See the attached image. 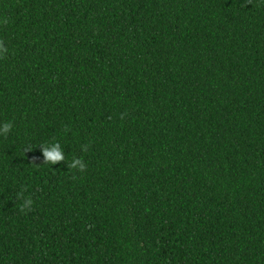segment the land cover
<instances>
[{
    "label": "trees",
    "instance_id": "1",
    "mask_svg": "<svg viewBox=\"0 0 264 264\" xmlns=\"http://www.w3.org/2000/svg\"><path fill=\"white\" fill-rule=\"evenodd\" d=\"M0 42V264H264V0H0Z\"/></svg>",
    "mask_w": 264,
    "mask_h": 264
},
{
    "label": "clouds",
    "instance_id": "2",
    "mask_svg": "<svg viewBox=\"0 0 264 264\" xmlns=\"http://www.w3.org/2000/svg\"><path fill=\"white\" fill-rule=\"evenodd\" d=\"M7 53L8 48L3 42H0V58L5 57ZM13 127L14 125L12 122L0 125V135L9 134L12 131ZM38 148H40L42 151L44 163L50 164L52 167L60 164L61 162H65L69 169H75L80 173H84L86 171L87 165L82 158L73 157L70 164L66 161L65 148L58 141L49 143L47 145L42 144ZM25 150L28 151L27 149ZM18 198L22 201L20 210L22 212L31 211L33 206V200L31 199V197L25 196L22 191L18 194Z\"/></svg>",
    "mask_w": 264,
    "mask_h": 264
}]
</instances>
